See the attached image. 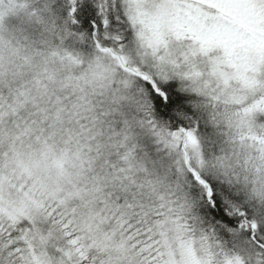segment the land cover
<instances>
[{
  "label": "snow or ice",
  "instance_id": "6c2138e0",
  "mask_svg": "<svg viewBox=\"0 0 264 264\" xmlns=\"http://www.w3.org/2000/svg\"><path fill=\"white\" fill-rule=\"evenodd\" d=\"M0 264H264V0H0Z\"/></svg>",
  "mask_w": 264,
  "mask_h": 264
}]
</instances>
